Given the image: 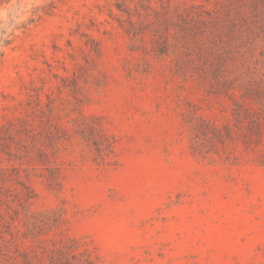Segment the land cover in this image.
<instances>
[{"label":"rangeland","instance_id":"rangeland-1","mask_svg":"<svg viewBox=\"0 0 264 264\" xmlns=\"http://www.w3.org/2000/svg\"><path fill=\"white\" fill-rule=\"evenodd\" d=\"M0 51V264H264V0H0Z\"/></svg>","mask_w":264,"mask_h":264},{"label":"trees","instance_id":"trees-1","mask_svg":"<svg viewBox=\"0 0 264 264\" xmlns=\"http://www.w3.org/2000/svg\"><path fill=\"white\" fill-rule=\"evenodd\" d=\"M3 41V44L1 45V48H4V47H6V46H8V45H10L11 44V40H2ZM1 41V42H2ZM3 56V51H0V58ZM28 188V187H27Z\"/></svg>","mask_w":264,"mask_h":264}]
</instances>
